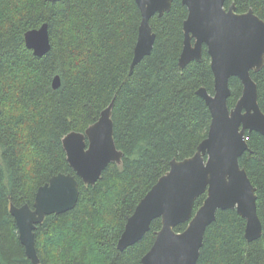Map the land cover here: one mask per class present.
Wrapping results in <instances>:
<instances>
[{"label":"trees","instance_id":"trees-1","mask_svg":"<svg viewBox=\"0 0 264 264\" xmlns=\"http://www.w3.org/2000/svg\"><path fill=\"white\" fill-rule=\"evenodd\" d=\"M237 11L253 8L264 19V0H227ZM188 8L174 0L151 25V53L131 72L142 12L136 0H0V264H35L22 244L11 204L33 205L38 188L59 172L76 174L63 139L85 132L114 101V137L123 152L94 185L80 182L76 206L50 214L36 229L39 264H142L162 220L125 250L117 246L127 219L173 159L192 156L207 137L212 114L198 89L214 92L206 46L202 61L184 69ZM49 24L51 49L37 56L25 33ZM59 74L61 85L53 87ZM264 111V67L252 71ZM230 107L242 94L231 79ZM240 158L256 187L262 236H245L246 219L219 209L207 228L197 264H264V135L247 132ZM207 194L195 202V212ZM187 223L176 227L183 231Z\"/></svg>","mask_w":264,"mask_h":264},{"label":"water","instance_id":"water-1","mask_svg":"<svg viewBox=\"0 0 264 264\" xmlns=\"http://www.w3.org/2000/svg\"><path fill=\"white\" fill-rule=\"evenodd\" d=\"M56 2L59 0H48ZM142 21L135 46L131 72L154 47L156 33L151 25L155 15L163 16L174 0H136ZM188 8L184 21V46L179 66L184 69L192 61H202L206 46L214 73V92L206 87L198 94L208 105L212 121L207 137L192 156L173 159L165 173L140 200L127 219L118 240L125 250L139 242L150 231L153 220H162L156 239L142 257V264H197L207 228L216 220L219 209H236L246 219L245 236L254 241L263 234L258 213L256 187L240 158L249 150L247 132L264 135V111L259 103L258 84L252 71L264 67V19L253 8L237 11L227 0H182ZM28 48L37 56L51 49L49 24L43 23L25 33ZM242 81L243 91L234 107H230L231 79ZM57 74L53 87L59 88ZM114 101L102 112L98 121L85 132L68 133L63 144L68 161L76 174L59 172L41 185L33 205L11 204L19 237L26 254L40 263L36 246V229L46 216L73 209L80 196L79 176L86 185H94L112 162L121 164L123 152L114 137ZM207 194L195 212V202ZM187 223L183 231L176 227Z\"/></svg>","mask_w":264,"mask_h":264}]
</instances>
